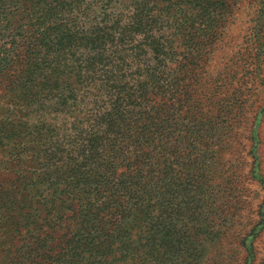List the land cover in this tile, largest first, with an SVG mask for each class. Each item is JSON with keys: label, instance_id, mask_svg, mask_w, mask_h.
Wrapping results in <instances>:
<instances>
[{"label": "trees", "instance_id": "trees-1", "mask_svg": "<svg viewBox=\"0 0 264 264\" xmlns=\"http://www.w3.org/2000/svg\"><path fill=\"white\" fill-rule=\"evenodd\" d=\"M136 1L0 0L6 264H76L79 250L87 264H109L103 247L118 240L124 249L126 227L148 209L156 154L178 134L166 103L175 110L181 72H192L195 25L205 34L202 48L216 14L210 0ZM190 187L175 188L177 212ZM208 189L203 182L194 208ZM34 201L45 220L20 214Z\"/></svg>", "mask_w": 264, "mask_h": 264}, {"label": "rangeland", "instance_id": "rangeland-1", "mask_svg": "<svg viewBox=\"0 0 264 264\" xmlns=\"http://www.w3.org/2000/svg\"><path fill=\"white\" fill-rule=\"evenodd\" d=\"M208 6L216 14L208 39L201 48L205 34L196 24L192 72H181L175 110L166 103L178 134L156 154L148 209L126 227L124 249L118 240L103 247L109 264H264V0H210ZM191 137L196 150L189 154ZM203 182L209 189L194 208ZM180 184L192 193L180 194L177 212L171 197ZM231 201L239 210L233 215ZM25 212L38 221L47 217L36 201ZM7 231L0 223V264H6ZM18 235L12 252L20 247ZM81 252L76 264H87Z\"/></svg>", "mask_w": 264, "mask_h": 264}]
</instances>
